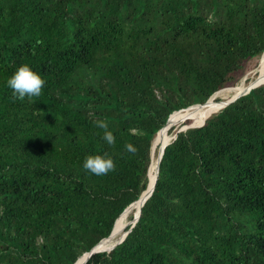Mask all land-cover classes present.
<instances>
[{
  "label": "trees",
  "instance_id": "obj_1",
  "mask_svg": "<svg viewBox=\"0 0 264 264\" xmlns=\"http://www.w3.org/2000/svg\"><path fill=\"white\" fill-rule=\"evenodd\" d=\"M263 52L264 0H0V264H73L112 233L168 116ZM22 65L45 81L31 101L7 86ZM198 126L170 127L138 221L84 264H264V84ZM105 153L115 171L83 169Z\"/></svg>",
  "mask_w": 264,
  "mask_h": 264
},
{
  "label": "bare ground",
  "instance_id": "obj_2",
  "mask_svg": "<svg viewBox=\"0 0 264 264\" xmlns=\"http://www.w3.org/2000/svg\"><path fill=\"white\" fill-rule=\"evenodd\" d=\"M258 74H262V77L260 79L255 78ZM249 78H251V80H250V84L248 85L247 81L249 80ZM262 84H264V52L261 55V57L259 58V65L253 71L248 72L241 79V81L239 83H237L235 88L229 94H219V95L216 93L214 94V97H212V100L217 95L227 97L224 99L225 103L223 106H221L220 108H218L216 106H209L207 104L204 106H195V107L193 106L191 108L176 112V113L171 115V117L168 121V124L158 132V134L155 136V138L152 142V148H151V158H152L151 161L152 162L150 165L151 168H149V189L145 190L142 197L140 198V200L137 201L134 205H132V207H130V209L126 210L121 215V217L119 219L120 222L118 221V223L114 227L110 236L107 239L103 240L99 244V246H98L99 250L106 251L109 248L113 247L118 242H120L125 237L126 233L123 235L122 233H120V231L123 228V224H124L128 215L132 214L134 217V221L137 219L142 205L144 204L147 197H149L150 193L153 191L154 184L156 181V172H157L158 158L160 156V152L171 141V139L173 137V135H171V137H168V132H169L170 127L171 126H174V127L179 126L180 124H182L186 120V118L191 120L195 116H210L214 113H217L220 110H222L224 108V106L227 105L228 102H230L231 100L235 99L236 97H239V96L243 95L244 93H246L247 92L246 90L248 88L251 89L252 87H254L256 85H262ZM210 102L208 104H210ZM205 120L203 119V120H200L198 122V124H193V125L190 124V125L195 127V126L202 124ZM121 235H123V237L118 239ZM116 239H118V240L115 241ZM86 257H87V255H83L75 264H81V262L83 260H85Z\"/></svg>",
  "mask_w": 264,
  "mask_h": 264
},
{
  "label": "clouds",
  "instance_id": "obj_3",
  "mask_svg": "<svg viewBox=\"0 0 264 264\" xmlns=\"http://www.w3.org/2000/svg\"><path fill=\"white\" fill-rule=\"evenodd\" d=\"M42 41L37 40L36 44H41ZM33 54L34 50H33ZM45 81L34 72L28 65L20 66L15 73L7 80V86L12 90V96L14 99L23 101L25 97L29 100L33 97H39L42 93ZM94 125L103 130V140L109 145H115V136L109 130V124L104 120H95ZM125 151L128 153L135 154L137 149L131 143L125 144ZM83 169L96 176H105L109 172H113L116 169L114 160L108 156L107 153L104 155H89L83 162Z\"/></svg>",
  "mask_w": 264,
  "mask_h": 264
},
{
  "label": "water",
  "instance_id": "obj_4",
  "mask_svg": "<svg viewBox=\"0 0 264 264\" xmlns=\"http://www.w3.org/2000/svg\"><path fill=\"white\" fill-rule=\"evenodd\" d=\"M263 85V84H262ZM258 86H260V85H256V86H254V87H252L251 89H253V88H256V87H258ZM226 88H228V87H226ZM222 89H224V88H222ZM222 89H220V90H222ZM250 89V90H251ZM220 90H218V91H216L215 93H217V92H219ZM249 90V91H250ZM249 91H247L246 93H244L243 95H246L247 93H249ZM214 93V94H215ZM214 94H212L209 98H208V100L205 102V103H203V104H194V105H191V106H188V107H186V108H184V109H180V110H177V111H174V112H172L169 116H168V118H167V120H166V122H165V124H164V126L163 127H165L167 124H168V121H169V119H170V117H171V115L172 114H174V113H176V112H179V111H182V110H186V109H188V108H191V107H193V106H204V105H206V104H208L211 100H212V97H214ZM243 95H241V96H243ZM241 96H239V97H241ZM239 97H236L235 99H233V100H231L230 102H228L227 103V105H229V104H231V103H233L235 100H237ZM227 105H225L224 106V108L227 106ZM162 127V128H163ZM197 127H200V126H197ZM161 128V129H162ZM189 128H195L194 126H191V125H185V126H183V127H181L177 132H181V131H185V130H187V129H189ZM161 129H159L158 131H157V133L155 134V136L158 134V132L161 130ZM155 136H154V138H155ZM154 138H153V140H154ZM176 138V134L174 135V138L171 140V141H173L174 139ZM153 140H152V142H153ZM170 141V142H171ZM169 142V143H170ZM168 143V144H169ZM167 144V145H168ZM166 145V146H167ZM152 148V147H151ZM165 148V147H164ZM164 148L162 149V151L160 152V156H159V158H158V165H157V172H156V180H157V176H158V166H159V163H160V160H161V157H162V155H163V151H164ZM150 166V165H149ZM148 169H149V167H148ZM148 173V172H147ZM155 183H156V181H155ZM154 186H155V184H154ZM154 189V188H153ZM145 191V190H144ZM144 191L140 194V196H139V198L136 200V201H134V202H132L131 204H129L123 211H122V213L118 216V218L126 211V210H128V209H130V207H132V205H134L137 201H139L140 200V198L142 197V195H143V193H144ZM152 194V192L150 193V195ZM150 195H149V197H150ZM149 197H147V199L149 198ZM146 199V200H147ZM145 200V201H146ZM143 206V205H142ZM140 212H141V209H140ZM140 212H139V215H138V217H137V219L133 222V224H131L130 225V227H129V229L127 230V232H126V235L128 234V232H130V230L134 227V225L136 224V222L138 221V218H139V216H140ZM117 218V219H118ZM117 219H116V221H117ZM115 221V222H116ZM115 224V223H114ZM114 226V225H113ZM113 229V228H112ZM112 231V230H111ZM110 234H111V232H110ZM110 234L107 236V237H105V238H103V239H101L94 247H92L88 252H85V253H83L81 256H79L78 258H77V260L73 263V264H75V263H77V261L83 256V255H87V257H86V259H85V262L90 258V256L91 255H93V254H96V253H99V252H110L113 248H115L118 244H120L123 240H124V238L120 241V242H118L117 244H115L113 247H111L110 249H108V250H106V251H102V250H99L98 249V246H99V244L103 241V240H105V239H107L109 236H110ZM125 235V236H126Z\"/></svg>",
  "mask_w": 264,
  "mask_h": 264
},
{
  "label": "rangeland",
  "instance_id": "obj_5",
  "mask_svg": "<svg viewBox=\"0 0 264 264\" xmlns=\"http://www.w3.org/2000/svg\"><path fill=\"white\" fill-rule=\"evenodd\" d=\"M261 57V56H260ZM260 57H254V58H252V59H250L246 64H245V66H244V70H243V72H242V74L240 75V79L237 81V83H239L240 81H241V79L243 78V76H245L248 72H250V71H253L258 65H259V58ZM262 77V74H258L255 78L256 79H260ZM250 80H251V78H249V80L247 81V83H248V85L250 84ZM237 83H236V85H237ZM263 83V82H262ZM250 88H248L247 90H249ZM246 90V91H247ZM245 91V92H246ZM216 94H219V93H216ZM217 97V96H216ZM214 98L213 100H212V102H219V101H221V99H217V98ZM195 107V106H194ZM216 107H218V108H220L221 107V105H218V106H216ZM195 117H205V118H207V117H209V116H195ZM194 117V118H195ZM192 118V117H191ZM193 119V118H192ZM186 120H188L187 118H186ZM185 120V121H186ZM190 120V119H189ZM184 121V122H185ZM183 122V123H184ZM191 122H192V125L194 124V122H193V120H191ZM183 123L182 124H180L179 126H177V127H174V131L176 132V131H178L181 127H182V125H183ZM195 124H198V123H195ZM177 129V130H176ZM171 135H173V137H172V139L174 138V132L171 134ZM171 139V140H172ZM133 215L132 214H130V215H128L127 216V218H126V220H125V222H124V224H123V228L121 229V231H120V233H122V234H125V231H126V228H127V226L131 223V217H132ZM85 263V260H83L82 262H81V264H84Z\"/></svg>",
  "mask_w": 264,
  "mask_h": 264
}]
</instances>
